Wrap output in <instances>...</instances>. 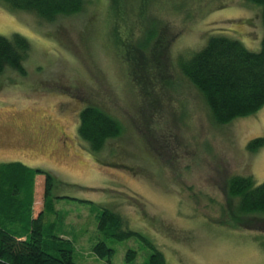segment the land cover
<instances>
[{
	"label": "rangeland",
	"instance_id": "rangeland-1",
	"mask_svg": "<svg viewBox=\"0 0 264 264\" xmlns=\"http://www.w3.org/2000/svg\"><path fill=\"white\" fill-rule=\"evenodd\" d=\"M84 1L80 12L50 21L0 2V35L17 33L29 44L24 74H0V164L56 176L51 194L66 197H54V207L78 264H147L151 248L142 237L165 264H264V214L233 218V200L224 193L229 175L264 179V144L246 148L264 137V104L213 124L177 66L212 34L257 50L259 7L246 0H140L122 20L121 0ZM146 14L160 20L157 29L170 39L175 83L155 91L157 102L150 93L138 95L121 59L133 51L127 28L132 40L142 39L150 27ZM90 103L122 126L96 151L77 133L78 111ZM86 200L117 212L135 234L105 237ZM97 239L113 248L109 261L91 250ZM127 249L135 250L130 262Z\"/></svg>",
	"mask_w": 264,
	"mask_h": 264
},
{
	"label": "trees",
	"instance_id": "trees-1",
	"mask_svg": "<svg viewBox=\"0 0 264 264\" xmlns=\"http://www.w3.org/2000/svg\"><path fill=\"white\" fill-rule=\"evenodd\" d=\"M246 1L260 9L258 22L260 17L262 33L257 50H248L237 39L226 35L212 34L188 58L179 57L177 62L180 75L196 89L213 124H226L237 117L248 116L264 104V0ZM0 2L12 10L34 13L45 21L78 13L85 3L84 0ZM110 2L114 4L116 0ZM127 2L130 7L126 6ZM137 2L140 0H121L120 17L116 18H128L125 13L132 11ZM145 17L150 27L143 31L142 39L132 40L129 37L132 31L127 28L126 37L133 51L121 57L143 99L149 93L154 98L155 91L175 83L168 54L170 39L163 36L162 28L157 29L162 25L158 18L148 14ZM28 50L29 44L21 35H0V74L11 69L23 75L22 61ZM154 102H157L155 98ZM77 116V133L92 151L102 148L107 139L118 136L122 129L119 120L91 103L83 105ZM263 144L264 137H255L248 141L246 148L254 152ZM55 180L56 176L50 171L30 169L18 162L0 164V264H78L73 261L72 242L64 236L60 215L54 207V197H66L51 194ZM224 193L233 200L229 209L233 218L264 214V179L255 183L249 173L229 175ZM85 202L92 204L96 227L105 237L118 240L135 234L122 227L120 215L114 210L91 200ZM142 239L151 248L147 264H165L161 251L148 239ZM91 250L107 261L113 252L103 239H97ZM134 252V249L126 250V262L132 261Z\"/></svg>",
	"mask_w": 264,
	"mask_h": 264
},
{
	"label": "crops",
	"instance_id": "crops-1",
	"mask_svg": "<svg viewBox=\"0 0 264 264\" xmlns=\"http://www.w3.org/2000/svg\"><path fill=\"white\" fill-rule=\"evenodd\" d=\"M65 236V235H64Z\"/></svg>",
	"mask_w": 264,
	"mask_h": 264
}]
</instances>
